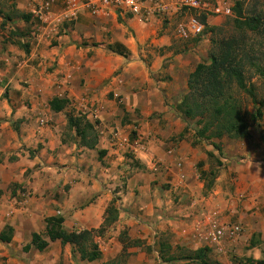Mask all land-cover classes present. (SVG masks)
<instances>
[{
    "label": "crops",
    "instance_id": "crops-1",
    "mask_svg": "<svg viewBox=\"0 0 264 264\" xmlns=\"http://www.w3.org/2000/svg\"><path fill=\"white\" fill-rule=\"evenodd\" d=\"M75 1V19L64 17L67 0H51L43 22L34 15L40 0H0V233L13 229L11 241L0 242V264L110 261H81L60 241L43 252L23 247L53 216L63 218L66 231L98 229L116 193L118 218L104 234L108 247L121 245L125 233L153 251L158 264L161 242L173 253L207 248L208 260L225 264L264 261V131L215 140L217 151L195 138L177 110L189 75L208 62L209 34L185 40L173 16L143 21L112 9L93 15L88 0ZM203 9L209 27L224 18ZM20 14L33 16L26 23ZM113 44L128 57L109 51ZM54 98L68 101L63 112L50 110ZM70 111L98 121L96 150L74 139ZM97 150L105 151L101 159ZM210 171L216 177L207 188L202 174ZM213 223L240 224L243 231L213 244ZM145 255L126 263L154 264Z\"/></svg>",
    "mask_w": 264,
    "mask_h": 264
},
{
    "label": "trees",
    "instance_id": "trees-1",
    "mask_svg": "<svg viewBox=\"0 0 264 264\" xmlns=\"http://www.w3.org/2000/svg\"><path fill=\"white\" fill-rule=\"evenodd\" d=\"M232 13L233 34L211 40L208 62L197 64L191 72L188 91L177 106L183 118L194 122L195 138L208 142L217 151H220L221 147L215 140L247 138L250 128L257 126L264 117V100L258 98L256 85L252 81L253 77L264 81V65L248 41L249 35L259 36L263 33L264 18L255 10L246 12L243 1L234 3ZM32 16L20 14L26 23ZM200 22L207 27L205 15L200 17ZM20 46L27 51L28 44ZM108 50L128 57V51L120 44L109 45ZM67 104L65 99L54 98L49 102V107L51 111L59 113L67 108ZM65 116L67 128L74 132V139L78 140V144L85 149L96 150L99 138L98 121H90L80 112H66ZM97 155L101 159L105 151L97 150ZM207 156L212 159L213 154L207 152ZM128 159L134 164L132 156H128ZM202 176L208 179L207 188H210L216 172H205ZM116 200L113 198L106 207L103 224L98 229L66 231L62 217L46 218L44 232L33 233L30 244L25 245L23 251L27 252L33 246L38 252H43L50 242L60 241L63 245H71L73 253L78 255L81 261L90 263L101 260L102 252L96 239L102 238L107 228L116 222ZM12 235L13 229L5 226L0 233V242L9 243ZM119 242L122 245L120 255L102 264H127L124 260L126 249L139 244L137 241H130L125 233L120 234ZM159 246L158 257L163 264H175V261H187V264H214L208 260L210 250L207 248L173 253L169 244L161 242ZM234 264H264V261L249 258L234 260Z\"/></svg>",
    "mask_w": 264,
    "mask_h": 264
},
{
    "label": "built area",
    "instance_id": "built-area-1",
    "mask_svg": "<svg viewBox=\"0 0 264 264\" xmlns=\"http://www.w3.org/2000/svg\"><path fill=\"white\" fill-rule=\"evenodd\" d=\"M81 5V4H80ZM79 4L75 0H67L64 17L75 19L79 13ZM85 7H88L93 15L112 9L122 14L137 17L143 21L151 20L155 17H168L177 14L183 6H189L193 9H207L206 4L199 5L197 0H88ZM51 0H40L38 8L34 15L41 21L47 22L50 13ZM214 15H229L230 8L216 5L210 8ZM177 35L181 39L190 37H199L203 34L204 25L195 17L177 26ZM243 227L240 224H217L213 223L208 232V239L213 244H219L225 237L236 238L241 235Z\"/></svg>",
    "mask_w": 264,
    "mask_h": 264
},
{
    "label": "rangeland",
    "instance_id": "rangeland-1",
    "mask_svg": "<svg viewBox=\"0 0 264 264\" xmlns=\"http://www.w3.org/2000/svg\"><path fill=\"white\" fill-rule=\"evenodd\" d=\"M199 5L202 6V4H206L207 8H212L216 5L219 6H226L230 8V14L229 15H224V18L222 19L221 23L217 26L214 27H205L204 26V31H203V35H207L209 34V47L207 50V55L211 46V40H217V39H221V38H225L228 37L230 35L233 34L234 30H233V24H232V20H233V13H232V7L234 5V3L236 1H243L244 2V9L246 12H253V10H255V12L261 13L263 15L264 18V0H197ZM206 11L203 8L202 9H193L189 6H183L181 8V10L173 16V23H174V27H176L179 23H183L185 21H187L189 19V17H195L200 21V17L203 14V12ZM264 22V19H263ZM213 30V31H211ZM176 34H177V30H176ZM199 36V37H201ZM190 38H195V37H190ZM187 38V39H190ZM197 38V37H196ZM249 38V44L253 47L254 52L258 55L260 62L264 65V30L263 33L259 36H248ZM185 39V40H187ZM252 81L254 82V84L256 85L257 88V96L259 99L264 100V81L257 79L256 77L252 78ZM189 126L191 128H194V122H189ZM261 132L264 131V117L263 119L258 123L257 126H253L250 128L249 130V134H255L256 132ZM249 136V135H248ZM132 164V161H131ZM135 165V163H134ZM131 172L130 170H127L124 175L123 178H121V185L120 187H118L119 191H122L124 186H125V181L128 177H130ZM116 199L119 197L118 193H116L115 195ZM118 200V199H117ZM116 200V203H117ZM104 242V243H102ZM98 243L100 250L102 252V258L101 260H113L116 257H118L121 253V245H116V247L113 248V243L112 246L107 239V235L104 236L103 241ZM136 249L137 252L133 253L132 250ZM138 253H145V260H154V264H158L157 263V257L155 254H153V251L147 250L145 249L142 244L138 247L133 246V247H128L126 249V256L124 258V260H130L131 256L133 254L137 255ZM209 261L214 263V264H225L223 263L222 260H213L212 257H209ZM229 262H232L234 260H228ZM196 264V263H193Z\"/></svg>",
    "mask_w": 264,
    "mask_h": 264
}]
</instances>
